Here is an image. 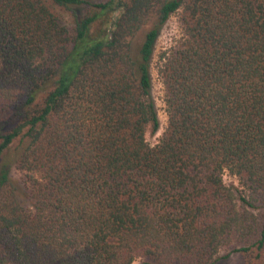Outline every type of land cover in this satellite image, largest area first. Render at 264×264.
<instances>
[{
    "label": "trees",
    "instance_id": "obj_1",
    "mask_svg": "<svg viewBox=\"0 0 264 264\" xmlns=\"http://www.w3.org/2000/svg\"><path fill=\"white\" fill-rule=\"evenodd\" d=\"M236 251L264 256V0H0V264Z\"/></svg>",
    "mask_w": 264,
    "mask_h": 264
},
{
    "label": "rangeland",
    "instance_id": "obj_2",
    "mask_svg": "<svg viewBox=\"0 0 264 264\" xmlns=\"http://www.w3.org/2000/svg\"><path fill=\"white\" fill-rule=\"evenodd\" d=\"M179 14L180 11L173 14L169 18L167 23L163 26L154 51V58L152 62V77H153L152 94L156 102L158 116L160 120V126L156 132H151L150 127H147L145 136L147 142L150 145H154L159 141L167 125V113L165 110V103H164V85L158 73V68L161 63L160 60L161 52L165 51L171 45V43L181 34L179 20H178ZM26 175H27L26 171L18 169L17 167H15L14 163H12L11 177L13 179L14 184H16L19 188H22L21 190L22 197L20 198L24 202L28 201L26 198H24L25 194L23 190V184ZM222 176H223V181L226 185L237 188L238 192H242L244 190L239 182L238 177L231 174L228 170L225 169L223 171ZM259 210H260L259 212H262L263 209L261 208ZM227 245H229V243L226 244L225 246ZM227 250L228 249L226 247L222 248L221 251H219L218 255H222L224 252H227ZM253 254L254 253H251L250 255L249 253H243V251H236L231 253L227 258H218L216 264H264V256L254 258ZM139 263H140L139 258H136L133 261V264H139Z\"/></svg>",
    "mask_w": 264,
    "mask_h": 264
}]
</instances>
